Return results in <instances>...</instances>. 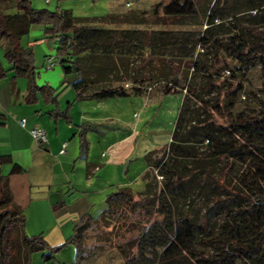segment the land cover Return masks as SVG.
Here are the masks:
<instances>
[{
    "label": "trees",
    "instance_id": "1",
    "mask_svg": "<svg viewBox=\"0 0 264 264\" xmlns=\"http://www.w3.org/2000/svg\"><path fill=\"white\" fill-rule=\"evenodd\" d=\"M191 2V13L156 18L167 26L198 25L202 19L204 27L197 31L128 29L122 27L129 22L125 15L75 17L34 8L30 0H0V42L12 81L27 78L25 101L33 102L40 94L55 105L48 111L52 118L68 119L56 105L59 89L36 84L32 51L20 44L35 23L43 25L44 37L55 41L63 76L77 74L71 84L77 100L142 95L156 84L163 94H183L170 141L158 151L160 156L147 157L155 174H143L139 194L145 197L142 206L154 210L122 264H264V0ZM210 51L213 60L204 63L202 57ZM87 58L90 66L83 68ZM254 68L262 87L251 97L244 84ZM91 69L96 78L87 77ZM119 72H131L130 88L98 84ZM213 93L214 101L204 99ZM241 94L254 104L234 111ZM212 115L222 116L225 123ZM3 119L0 114V124ZM9 162L8 155H0V167ZM19 170L12 164L9 174ZM9 174L0 171V264H27L32 252H44L42 258L49 260L68 244L74 248L68 264H81L83 232L95 219L84 214L72 234L55 246L41 234L26 235L24 216L5 192ZM131 193L129 187H120L108 194L102 211Z\"/></svg>",
    "mask_w": 264,
    "mask_h": 264
},
{
    "label": "rangeland",
    "instance_id": "2",
    "mask_svg": "<svg viewBox=\"0 0 264 264\" xmlns=\"http://www.w3.org/2000/svg\"><path fill=\"white\" fill-rule=\"evenodd\" d=\"M30 2L34 8H43L49 11H67L75 17L92 18L104 16L107 13L118 16L125 15L129 17V22L122 27L128 29L173 28L197 31L204 27L202 19H199L200 23L198 25L167 26L161 24V21L156 18L161 13L166 15L191 13L193 10L191 0H49L48 3H45L44 0H30ZM20 44L23 47H30L32 51L37 85L40 86L48 82L53 87H61L59 94H63L65 89L71 88V84L75 82L78 76L73 72L63 76L59 60L56 57V43L54 40L44 37L42 24H32L28 33L21 36ZM3 52V44L0 42V67L5 71V75L0 77V99L5 106L13 107L21 103L22 108H24L27 105L23 102L22 89L27 86V78L19 76L12 81L11 72L8 70V62ZM45 55L54 57L56 63L51 69L44 68L43 59ZM202 60L204 63L212 61V52L210 51L206 56H203ZM83 61L81 66L89 68L90 65L88 64H90L91 59L87 58ZM101 63L105 65L106 62ZM127 64H129V61H127ZM86 73L88 78H96L97 72L95 69L88 70ZM226 76V74L223 75V77ZM130 79L131 72L127 74L119 72L116 76L107 74L105 78H100L98 84L105 87L124 86L130 88ZM93 86L90 89L88 88L87 92L93 90ZM244 86L249 96H257L258 90L262 87L257 68L251 69L246 74ZM161 88V84H156L152 85L145 94L129 95L107 99L106 101L109 102V108H105L107 111L113 112L119 121H130L128 126L131 129V134L134 135V150L127 161L130 165L131 179L136 173L142 174L144 172L149 155L158 153L160 156L158 151L170 141L183 94L180 92L163 94ZM222 96L223 91L220 99ZM214 97L215 94L213 93L204 96V99L214 101ZM253 104V100L248 101L244 94H241L236 99L234 111ZM76 108L75 105L70 115L78 120ZM0 112L5 115V120L11 114V111L6 112L1 107ZM116 118H113L112 122H115ZM211 118L218 123H225L222 116L212 115ZM146 172L149 173V178H151V174H155V171L151 169ZM156 180H160V177L156 176ZM143 188V176L142 178L138 176L131 182V195H121L120 198H115L113 206H110L106 211L102 210L105 209L106 194L110 192L101 194L99 198H96L95 204L89 210L90 216L95 221L83 232V258L81 264H122L123 257L127 255V251L131 247L132 240L147 224L149 217H151L149 213L154 210V207L150 205L147 208L142 206L141 200L145 197L139 192L143 191ZM148 208H151L150 211H148ZM33 231L30 229L31 233ZM70 251H72V256L69 254ZM43 253H30L27 264H62L65 261L70 263L74 258V248L70 244L54 252L49 260L42 258Z\"/></svg>",
    "mask_w": 264,
    "mask_h": 264
},
{
    "label": "crops",
    "instance_id": "3",
    "mask_svg": "<svg viewBox=\"0 0 264 264\" xmlns=\"http://www.w3.org/2000/svg\"><path fill=\"white\" fill-rule=\"evenodd\" d=\"M67 89L58 94L56 105L68 119L52 118L48 111L55 105L45 102L40 94L35 101L26 102V88L22 89L27 105L24 108L21 103L5 106L0 99V107L11 111L6 120L0 112L4 116L0 124V155L10 158L0 171L9 174L12 164L20 169L7 176L5 192L9 202L24 216L23 232L41 234L51 246L64 242L72 234L73 227L89 213L99 195L120 187L130 188L132 180L142 178L149 169L147 165L142 174L136 173L131 179L127 161L134 150V135L128 126L130 121H119L105 109L109 108L107 99L113 98L77 100L72 88ZM75 105L78 120L70 115ZM20 119H25L24 127L18 124ZM32 127L45 130L46 142L38 143L29 135ZM81 129L85 140L83 151ZM30 229L34 231L31 233ZM69 254L72 256V251Z\"/></svg>",
    "mask_w": 264,
    "mask_h": 264
},
{
    "label": "built area",
    "instance_id": "4",
    "mask_svg": "<svg viewBox=\"0 0 264 264\" xmlns=\"http://www.w3.org/2000/svg\"><path fill=\"white\" fill-rule=\"evenodd\" d=\"M44 2L45 3H48L49 0H44ZM55 63L56 62L54 61V57L51 56V55H48L44 59V68L45 69H51L54 66ZM18 124L21 127H24L25 126V119L18 120ZM28 133L38 143H44V142H46V133H45V130L43 128L32 127V128H30L28 130ZM64 145L65 144H63V146ZM60 152L62 153V152H64V150L62 149Z\"/></svg>",
    "mask_w": 264,
    "mask_h": 264
}]
</instances>
